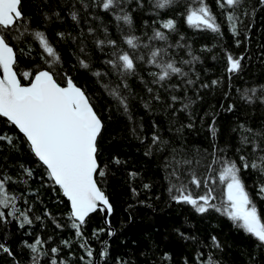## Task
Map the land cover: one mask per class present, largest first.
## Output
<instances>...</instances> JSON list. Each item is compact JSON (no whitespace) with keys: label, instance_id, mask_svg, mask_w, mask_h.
Here are the masks:
<instances>
[{"label":"trees","instance_id":"1","mask_svg":"<svg viewBox=\"0 0 264 264\" xmlns=\"http://www.w3.org/2000/svg\"><path fill=\"white\" fill-rule=\"evenodd\" d=\"M189 2L173 0L160 8L157 0H118L105 11L102 0H21L24 20L19 31L8 36L16 53L14 70L22 85H29L34 78H23V71H50L62 87L71 78L91 98L104 125L97 159L106 175L98 179L112 214L109 227L100 211L91 214L82 227L83 235L77 237L62 190L50 179L24 136L0 117V134L13 139L12 144L0 141V178H10L8 194L16 197L15 206L32 219V224L23 228L19 226L22 217L0 222V242L13 253L9 256L0 251V264H34V256L37 264H51L53 258L57 264H209L210 258L215 264H264V245L222 212L209 208L199 213L192 205L175 202L168 191L170 184L176 183L170 176L174 169L182 179H187L189 171L203 176L213 152L238 165L241 155L250 161L264 155L259 149L252 151L253 141L264 147V2L241 0L236 10L240 35L236 37L215 0L206 3L217 17L220 33L190 27L186 22ZM117 15L130 16L131 24L117 21ZM168 19L175 21V30L161 27ZM157 30L164 32L166 41L151 39ZM36 31L45 34L58 61L53 62L43 51L33 35ZM129 36L138 37L141 47L131 49L125 43ZM99 40L105 44L98 47ZM109 40L116 44L109 45ZM157 48L167 49L162 62L174 61L186 75L173 74L154 83L156 77L151 73L160 69L147 60ZM118 51L144 55L145 59L136 60L134 74L122 77L106 63L115 59L113 53ZM228 54L243 57L236 73L226 71ZM97 72L102 75L96 76ZM213 80L218 83L213 85ZM106 85L108 89L119 87L127 98V112L109 95ZM245 89L250 99L244 96ZM153 135L159 137L155 144ZM242 136L248 137V144L241 142ZM183 160L192 163H176ZM240 176L264 221V198L258 195L264 174L249 168L242 169ZM214 187L217 199L213 203L219 208L225 200L224 186ZM189 190L194 196L205 191L193 185ZM3 211L7 214L11 209ZM110 229L114 231L111 238ZM213 236L220 247L213 244ZM37 237L46 243L39 253H32L25 242L31 244ZM52 247L59 252L53 255ZM87 248H91L92 257L87 256ZM103 252L106 255L101 256Z\"/></svg>","mask_w":264,"mask_h":264},{"label":"snow or ice","instance_id":"2","mask_svg":"<svg viewBox=\"0 0 264 264\" xmlns=\"http://www.w3.org/2000/svg\"><path fill=\"white\" fill-rule=\"evenodd\" d=\"M20 3L21 0H0V69L4 73L3 78H0V117L6 118L11 125L18 129L19 133L23 134L32 153L43 166H46L50 179L59 186L63 195L70 202L71 227L76 230V236L81 237L83 235L82 227L86 224V219L90 214L97 211L103 213L105 210L109 215L112 213V205L99 186L98 179L106 175L97 159L98 138L102 134L104 125L94 109L91 98L76 86L71 78L67 79V86L62 87L50 71H38L34 74L23 71L20 73L23 78L28 79L33 76L34 78L31 79L28 86L22 85L21 79L18 78V74L14 70L16 53L8 38L10 33L19 31L20 22L24 20L19 7ZM117 3L118 0H102L101 6L107 11ZM172 3L173 0H157V7L164 8ZM215 3L229 24V31L234 37L239 36L237 28L239 17L236 15V10L237 6L241 4V0H215ZM87 7L88 5H85V8ZM186 8V22L190 27L220 33L221 27L217 23V17L210 11L206 0H190ZM72 19H77L75 12L72 13ZM116 20H123L125 23L131 24V18L128 15H117ZM161 27L172 31L175 30L176 24L174 20L168 19L162 23ZM24 30L27 31L26 28ZM89 31L91 32L92 29ZM33 35L43 51L53 58V62L58 61L59 56L45 34L36 31ZM59 35L63 36V33ZM13 38L19 39V36ZM151 39L166 41L167 36L164 32L157 30ZM107 43L113 46L116 44L113 40H109ZM125 43L133 50L141 47L139 38L135 36L125 37ZM104 44V40L97 41L98 47ZM143 47L148 48V45H143ZM166 51L167 49L161 48L150 51L147 62L160 69L159 73H151L156 77L154 83L163 82L173 74L186 75L174 61L162 62ZM113 56L115 59H110L106 63L122 77L134 74L136 60L145 59L144 55L133 56L129 52L119 51L114 52ZM194 59L196 58L194 57ZM242 59L243 57L234 58L228 54L226 71L228 73L238 72ZM81 65L85 68L88 67L84 61H81ZM95 75L102 74L97 72ZM188 83H192V81H188ZM217 83L215 80L212 81L213 85ZM105 87L108 89L107 85ZM123 87L127 88V84L124 83ZM203 87H209V85H203ZM108 91L109 95L117 100L127 112V98L121 95L119 87L108 89ZM148 91L151 92L152 89L149 88ZM256 91L255 88L251 89L253 94ZM244 96L249 98L248 89L244 90ZM176 99L177 97H172L173 101ZM188 127H191V124ZM246 131L251 130L246 129ZM212 134L215 136V128H212ZM152 140L155 144L159 141V137L153 135ZM0 141H5L8 144L13 143L11 136L3 134H0ZM241 142L248 144V137L242 136ZM252 145L253 153L257 149L264 152V147L256 144L255 141L252 142ZM239 160L241 163L238 165L236 161L222 159L216 152H213L211 161L204 165L203 176L197 171H189L187 179H182V174L174 169L170 176L175 178L176 183H171L168 191L175 202L192 205L199 213H204L209 208H215L227 216L236 227L250 234L260 245H264V221H262L240 176L242 169L246 171L249 168L264 174V155L257 156L251 161L248 157L241 155ZM116 162L119 163V161ZM176 163L178 165L191 164L192 161L183 160ZM197 163L200 162L197 161ZM213 165L219 167L214 168ZM29 175H31L30 172ZM9 180L10 178L6 176L0 178V222L8 223V217L13 219L22 217L19 224L21 228L26 224L31 225L32 219L26 212H21L15 206L16 197L9 195L6 190ZM216 184L224 186L225 200L219 208L213 203L217 199L214 187ZM189 185L195 186L196 189L203 187L205 191L203 194L194 196L193 192L189 190ZM144 187L149 188L150 186L145 184ZM133 192L135 193V189ZM258 195L264 198V183L259 186ZM9 208L11 211L6 214L3 209ZM36 219H40V217H36ZM93 234L96 235V232ZM109 234L111 235V233ZM212 241L216 247H220L215 236L212 237ZM44 243L46 242L37 237L31 244L25 242V247L29 248L32 253H39L40 246ZM62 243L68 245L69 242L63 241ZM81 247H86V242L81 244ZM0 251L9 256L13 255L11 249L3 242H0ZM50 251L55 255L59 249L52 247ZM86 252L88 257L93 256L91 248H87ZM104 255L106 252L101 253V256ZM165 258L167 259V256ZM33 261L34 264H37L35 256ZM51 264H57V260L51 259ZM60 264H65V262L60 261ZM209 264H215V262L210 258Z\"/></svg>","mask_w":264,"mask_h":264},{"label":"water","instance_id":"3","mask_svg":"<svg viewBox=\"0 0 264 264\" xmlns=\"http://www.w3.org/2000/svg\"><path fill=\"white\" fill-rule=\"evenodd\" d=\"M20 7V6H19ZM3 76H4V73H3V70L2 69H0V78H3ZM24 86H28V85H24ZM6 119V118H5ZM7 120V119H6ZM17 129V128H16ZM18 130V129H17ZM22 134V133H21ZM23 135V134H22ZM37 158V157H36ZM38 159V158H37ZM45 168H46V166H44ZM58 186V185H57ZM59 187V186H58ZM67 199V198H66ZM69 202V201H68ZM69 204H70V202H69ZM93 214V213H92ZM102 214V216H103V221H104V224L107 226V227H109V217L111 216V214L109 215L108 213H107V211L105 210V212H103V213H101ZM91 215V214H90ZM109 233H111V235L109 234V238H111V237H113V235H114V231L112 230V229H110L109 230Z\"/></svg>","mask_w":264,"mask_h":264}]
</instances>
